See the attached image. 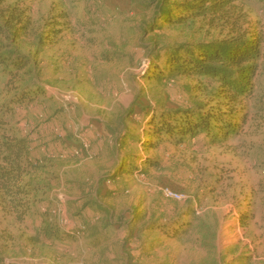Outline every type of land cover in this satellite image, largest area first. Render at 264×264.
<instances>
[{"label":"rangeland","instance_id":"rangeland-1","mask_svg":"<svg viewBox=\"0 0 264 264\" xmlns=\"http://www.w3.org/2000/svg\"><path fill=\"white\" fill-rule=\"evenodd\" d=\"M145 1L1 0L0 43L31 57L35 72L26 81L43 90L35 89L33 102H9L6 119L36 140L56 175L51 185L42 181L44 191L22 219L0 202L6 264H264V0H241L252 28L263 36L255 96L244 102L250 111L244 128L223 143L201 135L181 145L164 141L148 152L141 104L226 108L214 97L218 85L210 78L149 79L148 41L199 42L226 32L195 19L144 33L153 17ZM8 9L21 21L8 25ZM1 68L0 105L17 91ZM127 129L141 142L121 146L117 138ZM81 140L90 148L75 155ZM132 151L158 158L161 168L109 178ZM165 187L186 197L168 199ZM188 207L197 218L187 233L176 235L190 218L173 224ZM46 210L62 238L39 233ZM250 211L254 216L242 226L241 216ZM80 224L84 233L73 235ZM38 235L41 240L32 241Z\"/></svg>","mask_w":264,"mask_h":264},{"label":"trees","instance_id":"trees-1","mask_svg":"<svg viewBox=\"0 0 264 264\" xmlns=\"http://www.w3.org/2000/svg\"><path fill=\"white\" fill-rule=\"evenodd\" d=\"M144 6L153 10L152 19L142 29L144 33L162 31L195 19L210 28L226 32L220 37L199 42L186 40L170 43L154 38L148 41L153 67L146 75L149 79L163 82L178 76L210 78L218 85L214 97L219 103L225 104L226 108L207 109L205 104L198 103L194 107L178 106L164 110L159 109L160 105L141 104L144 114L139 120L140 125L143 136L150 137L142 142L146 152L159 149L164 141L181 145L189 138L202 135L204 141L216 144L237 136L250 118L249 108L244 102L255 96L254 80L260 69L263 43V36L256 28H252L244 3L241 0H147ZM1 10L4 15V9ZM8 11H11L6 18L8 25L21 21L22 18L13 10ZM9 36L13 38L14 35ZM12 46L0 43L1 70L7 76V84L15 83L14 87L17 88L11 100L0 105V202L5 208L11 207L18 212V217L22 219L29 210L30 203L37 199L36 193L44 191L46 184L42 181L48 179L46 183L51 185L50 181L56 175L50 171V167L54 165L53 160L35 144L36 140L6 119V114L13 109L9 102H33L35 89L43 91L40 85L32 87L26 81V77L35 72L31 57ZM136 101H139V97ZM127 114L130 116L133 111L124 114L123 118ZM68 135L69 131L66 130L65 136ZM135 135L127 129L121 132L117 142L121 146L141 142V137ZM39 139L42 141V136ZM138 160L142 161V166L137 165ZM118 166L109 178L115 179L133 169L144 173L151 168H161L162 164L156 157L141 156L132 151L120 158ZM89 203L91 202L86 205H98L97 202ZM184 214L174 220L173 225L187 218L190 220L181 224L176 235L187 233L197 218L193 208H186ZM49 215L48 210L41 212L39 233L50 239L62 238L64 234L50 222ZM253 216V211L243 214L242 226L247 227L249 218ZM31 239L39 242L41 236ZM4 258V254L0 252V264H6Z\"/></svg>","mask_w":264,"mask_h":264},{"label":"built area","instance_id":"built-area-1","mask_svg":"<svg viewBox=\"0 0 264 264\" xmlns=\"http://www.w3.org/2000/svg\"><path fill=\"white\" fill-rule=\"evenodd\" d=\"M81 146L78 149H75L73 152L75 153V155H78L80 153L81 150H85L88 151L90 148V145L88 142H85L84 140H81ZM72 152V153H73ZM162 193L163 195L168 198V199H173V200H183L186 195L175 191L169 187H165L162 189ZM73 235L77 234V235H82L84 233V226L83 225H79V228H74V230L71 232Z\"/></svg>","mask_w":264,"mask_h":264}]
</instances>
